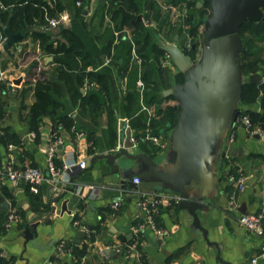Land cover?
Returning <instances> with one entry per match:
<instances>
[{
  "label": "crops",
  "instance_id": "crops-1",
  "mask_svg": "<svg viewBox=\"0 0 264 264\" xmlns=\"http://www.w3.org/2000/svg\"><path fill=\"white\" fill-rule=\"evenodd\" d=\"M61 1L70 14V21L63 27H72L86 42L87 51L91 54L90 69L96 72L109 69V91L97 111L87 106L85 113L73 104L69 95L59 97L66 107L60 113L71 114L74 126L60 127L57 137L61 138L62 144L56 153V168L64 169L83 158L89 162L84 170L71 175V182L65 188L61 190L45 183L36 195L27 184L0 182V252L12 264H50L56 258L59 244L65 242L72 248L60 257L59 264H254L252 260L263 248L264 238L246 231L238 218L240 214L259 212L264 208V138L251 134L244 126H238V122L242 111L259 110L260 103L242 104L239 96L235 101V109L241 111L237 121L224 129L211 124L210 144L196 154L190 170L180 181L178 175L188 156V138L192 142L197 138L190 135L185 121L179 123L181 109L175 98L164 95L182 83L178 81L180 75L184 77L167 54L166 47L178 46L186 55L193 54L199 60L204 37L209 31L206 21L219 0L198 2V8L209 6L210 15L198 29L200 37L197 42L191 43L192 47L198 45L196 51L189 49L190 43L185 38L188 28L185 23L186 3L157 0L161 17L156 20L152 15L144 20L150 42L166 54L162 61L163 71L153 75L158 83L161 104L163 109H178V114L175 124L161 123L156 128L162 130L158 135L162 146L149 141L148 147H141L137 141L136 146L126 153L117 150V146L123 142L121 137L127 128L132 130L134 138L135 130H140L138 98L135 95L138 89L129 88L127 80L122 78L127 58L125 51L116 46L111 56L106 54L104 34L106 26L111 23L109 19H103V15L109 3L91 0L88 10L84 11L90 24L85 28L75 14V0ZM246 5H252V1ZM260 8L263 17L257 23L264 20V6ZM61 27L51 31L54 37L60 38ZM132 31L124 28L126 39H132ZM242 41L245 49L243 37ZM32 43L30 36H23L16 44H0V57L7 77L14 83V88L0 90L1 107L5 113L0 120V128L5 129L15 147L9 149L2 143L0 131V165H32L48 176V146L55 136L53 122L51 117H46L37 130L32 129L29 108L35 102L33 83L43 72L50 76L51 81H56L54 70L57 67L53 57L45 53L39 56ZM242 53L239 81L243 89L246 83H250V76L243 73ZM38 57L42 66L37 61ZM17 80H22L19 85ZM86 88L85 84L83 95L88 93ZM139 98L143 101L141 95ZM206 107L203 104L198 112L201 128L208 115ZM149 108L152 118L159 119L157 106ZM124 119L130 120L128 126L123 123ZM77 130H85L91 135L96 143L95 153L87 151V137L81 139L74 135ZM230 148L241 150V153L223 158L222 154ZM241 174L244 182L243 188L239 189L233 178ZM134 175H147L149 180L163 182L164 190L156 194L177 198L187 194L190 204L180 206V202L175 200L164 204L155 216L157 230L148 228L137 232L136 228L145 222V214L139 199L122 186V181ZM76 191L83 192L80 202L64 205L65 200H73ZM120 196L125 199V204L116 211L112 203ZM232 196L236 198L237 210L231 209ZM52 206L57 207L56 217L48 225H39L34 244L20 236L33 216L51 211ZM11 215L13 218L10 220ZM75 219L80 220L87 231L77 228ZM80 232L85 236L79 238ZM116 246L122 247V253H117ZM257 264H264V261Z\"/></svg>",
  "mask_w": 264,
  "mask_h": 264
},
{
  "label": "trees",
  "instance_id": "trees-1",
  "mask_svg": "<svg viewBox=\"0 0 264 264\" xmlns=\"http://www.w3.org/2000/svg\"><path fill=\"white\" fill-rule=\"evenodd\" d=\"M81 1V6H78ZM109 6L106 7L103 19H109L111 25H107L104 38L106 40V54L111 56L112 49L118 47L124 50L127 58L124 64L123 79L127 80L129 88L135 89L140 73L133 61V48L136 46L138 56L143 62L144 69L141 78L146 87L143 101H140L138 91L135 95L138 98V120L140 130H135V138L141 147H148L150 142L146 139L149 132L158 136L162 130H156L161 123L173 125L176 123L178 109L167 107L163 109L161 99L158 95V83L154 81V73L163 71L162 61L166 58L165 52L155 47L150 42L149 33L145 28L144 20L153 15L157 20L161 17L160 6L157 0H106ZM172 1V0H171ZM200 0H174L175 4L182 2L187 5L185 23V38L191 43L197 42L200 37L198 29L205 23L210 15L209 6L204 5L198 8ZM91 0H75L77 10L75 14L80 18L81 24L87 28L90 24L86 21L87 15L84 11L89 7ZM4 9H0V42L2 37H6L5 30L12 33L21 32L24 37H31L33 42H40L42 52L54 58L56 70L54 75L56 81H51L50 76L44 72L38 76L33 83L32 89L35 93V102L29 108L31 118V128L37 130L41 122L46 117H51L53 122V133L58 136L60 127L71 128L74 126V119L71 114L60 113L66 107L59 97L69 95L73 104L80 107V111L87 112V106L94 111L101 106L105 94L109 91V69L102 72L90 69L91 54L87 51L86 42L81 35L72 27H61L59 37H54L53 32H44L42 27L47 23V17H53L59 12L66 11L61 0H0ZM125 27L133 29L132 39H126L123 33ZM119 32L117 38L115 33ZM241 35L244 40L245 49L242 53V70L244 75L262 73L264 77V20L261 22L246 21L241 27ZM118 39V42H116ZM193 55V54H192ZM148 68V70H147ZM179 82L184 81L182 75ZM87 86L88 93L83 95L82 88ZM4 88V86H2ZM260 103L259 110H244L242 116H247L251 120L252 129L262 128L264 130V82L262 84L246 83L241 93V103L250 105ZM0 101V120L4 117L3 107ZM143 105L151 107L157 106V116L155 119L143 110ZM3 130V132H2ZM1 141L9 149L12 138L8 137L5 129L0 128ZM74 133V132H73ZM83 133L88 140V152H96L95 141L85 130H77L74 135ZM146 141V142H145ZM117 146V145H116ZM18 167V166H15ZM59 167V166H58ZM161 209V208H160ZM160 213V210L158 214ZM157 220V217H156ZM157 222V221H156ZM67 249L71 250V245L62 242ZM125 254V253H124ZM56 257L54 260H59ZM0 264H12L0 252Z\"/></svg>",
  "mask_w": 264,
  "mask_h": 264
},
{
  "label": "water",
  "instance_id": "water-1",
  "mask_svg": "<svg viewBox=\"0 0 264 264\" xmlns=\"http://www.w3.org/2000/svg\"><path fill=\"white\" fill-rule=\"evenodd\" d=\"M250 1H252V5H246ZM261 6H264V0H219L213 6L211 17L206 21L209 31L204 37L199 60L194 55H186L180 47L175 45H168L165 49L178 70L184 74V82L167 90L164 95L175 98L181 109L179 123L185 121L190 135L197 138L196 142H192L191 138H188V156L178 175L180 181H183L185 174L190 170L196 154L210 144L209 127L211 124L214 123L219 126L218 128L224 129L233 125L241 114V111L235 109V101L241 96L242 91L239 81L241 53L244 50L241 27L246 21L261 20L263 17ZM5 33L7 37L5 44H16L23 38L21 32L12 33L6 29ZM197 47L198 45H194L192 50L196 51ZM21 81L17 80L16 84L19 85ZM249 82L259 85L264 82V78L260 73L252 74L249 77ZM203 104L207 106L208 115L204 121V127L201 128L198 122V112ZM215 111H218L219 114L216 115ZM211 114H215L216 117L215 115L211 117ZM121 138H123V146L119 150L121 153H126L136 146L130 128L125 130ZM235 153H241V150L230 148L222 154V157L225 158L226 155ZM25 169L24 167L23 170ZM152 174L161 177L157 172L152 171ZM48 176H51L50 172H48ZM136 178L140 180L139 184L133 182ZM122 186L125 189L145 193H158L164 190L163 182L149 180L147 175H134L130 179L122 181ZM76 193L73 200H65L64 205L80 202L83 192L76 191ZM181 197L180 206L190 204L187 194L183 193ZM56 210L57 207L52 206L51 211L33 216L20 236L34 244L38 237L39 225L51 223L56 217ZM242 212L245 213V210ZM84 236V232L78 234L79 238Z\"/></svg>",
  "mask_w": 264,
  "mask_h": 264
},
{
  "label": "built area",
  "instance_id": "built-area-1",
  "mask_svg": "<svg viewBox=\"0 0 264 264\" xmlns=\"http://www.w3.org/2000/svg\"><path fill=\"white\" fill-rule=\"evenodd\" d=\"M77 5L81 6V1H78ZM0 9H4V6L1 3H0ZM87 10L88 8L85 11ZM46 20L47 23L42 27V30L44 32H51L57 28H60L61 26H65L70 21V14L67 11H62L53 17H47ZM115 35L118 38L120 33L116 32ZM6 40L7 37H2L0 44L5 43ZM32 47L36 49L39 56L43 54L39 41L33 42ZM136 49L137 48L134 45L132 64L137 66V69L140 73V77L137 80L136 86L138 91L140 92V95L143 97L146 85L141 78V73L144 69V66L141 58L138 56ZM37 61H39L40 62L39 65L42 66V60L40 57L37 58ZM2 86H4L6 90H9L14 88V83L12 82L11 79L7 77L6 69L4 67V62L0 57V90ZM143 110L146 111L152 117V112L149 107L143 105ZM123 123H126V125L128 126L130 120L124 119ZM238 126H244L250 131L251 134H258L264 138V130L262 128L252 129L251 120L247 116L240 118L238 122ZM79 137L81 139L86 138V136L83 133H80ZM146 139L152 142L153 144L162 146L160 137L156 135H152L150 132ZM133 141L135 144H137V140L134 137H133ZM61 144H62L61 138L57 137L56 135L49 142L48 167L51 176H47L42 169L32 165L25 166L26 169L23 170L24 167H15V165L7 163L4 165H0V182L27 184L29 186L30 191L36 195L40 193V190L45 183H48L53 187L62 190L63 188L66 187L67 184L71 182V175H73L74 173L80 170H84L87 167L88 159L83 158L79 160L77 163H70L66 165L64 169L56 168L55 165L56 153L58 150V146ZM122 146H123V142L120 141L117 146V150H120ZM13 148L15 149L14 146H10V149ZM87 149H88V144H87ZM233 180L237 183L239 189L243 188V182H244L243 174L239 175L238 178H233ZM133 182L135 184H139L140 180L136 178L134 179ZM127 192H131L132 195L136 196L139 199V204L145 214V222L142 225H140L138 228H136L137 232H141L148 228L157 230L155 216L156 214H158L160 208L168 202H172L174 200L176 202H181L182 200V198L163 196L156 193H145L135 190H127ZM124 204H125V199L122 196H120L113 201L112 208L118 211L124 206ZM230 204L232 210H237L238 206L236 204L235 196L231 197ZM12 218L13 216L11 215L10 220ZM238 221L239 224L246 231L261 238H264V208L261 209L259 212L240 214ZM74 225L83 231H87V228L82 224L80 220L75 219ZM158 232L160 234L162 233L161 231ZM70 251L71 250L67 249L65 245L61 242L58 246L56 257L60 258ZM116 251L117 253H122L123 249L120 246H116ZM260 261H264V246L261 249L260 253L252 260L254 264H257ZM50 264H59V263L58 260H52Z\"/></svg>",
  "mask_w": 264,
  "mask_h": 264
},
{
  "label": "rangeland",
  "instance_id": "rangeland-1",
  "mask_svg": "<svg viewBox=\"0 0 264 264\" xmlns=\"http://www.w3.org/2000/svg\"><path fill=\"white\" fill-rule=\"evenodd\" d=\"M52 33V32H51Z\"/></svg>",
  "mask_w": 264,
  "mask_h": 264
}]
</instances>
